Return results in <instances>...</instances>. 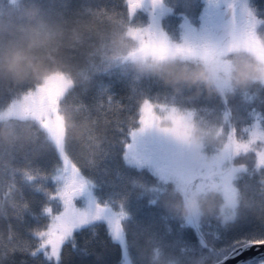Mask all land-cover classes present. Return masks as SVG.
<instances>
[{"label":"clouds","instance_id":"1","mask_svg":"<svg viewBox=\"0 0 264 264\" xmlns=\"http://www.w3.org/2000/svg\"><path fill=\"white\" fill-rule=\"evenodd\" d=\"M197 7L223 13V51H186L176 46L182 42L175 33L173 43L141 48L135 31H168L173 15L195 25ZM234 11L250 17L256 30L264 24L254 0H0V264H49L39 233L52 218L42 209L55 207L48 180L56 173L44 177L37 169L51 154L87 169L92 193L102 185L114 188L105 200L114 211L123 200L125 264H224L230 257L226 250L168 244L139 230L128 208L133 195L198 235L205 225L216 235L251 228L245 239L264 243V162L257 155L264 153V127L249 122L258 113L232 104L236 98L264 104V51L235 43ZM111 77L129 86L130 116L105 82ZM54 83L63 117L59 144L32 112L9 110L11 102ZM90 94L93 104L85 102ZM146 101L154 111L148 127L139 121ZM122 126L135 130L133 139L160 141L176 156L149 161L126 147L132 140L127 132L121 136ZM248 131L259 133L255 141ZM237 141L251 147L237 150ZM128 169L151 180L126 176ZM117 177L124 178L119 188ZM61 183L53 180L55 187Z\"/></svg>","mask_w":264,"mask_h":264},{"label":"snow or ice","instance_id":"2","mask_svg":"<svg viewBox=\"0 0 264 264\" xmlns=\"http://www.w3.org/2000/svg\"><path fill=\"white\" fill-rule=\"evenodd\" d=\"M237 2H240V0H237ZM191 15L195 21V25L192 22L184 21L182 17L173 15L169 17L171 22L168 23V31L161 33L148 30L135 31L134 35L139 39L142 49L165 46L166 44L173 43L170 34L175 33L176 38L182 42L176 46L186 51H223L224 44L220 34L223 13L218 9H205L201 13L200 8L197 7L193 9ZM232 22L234 25H238L239 38L235 42L237 45L243 47L245 50L260 49L264 51V40H261L257 35V30L253 27L254 21L250 17L246 18L242 12L234 11ZM59 89V84L54 83L40 89L35 94L26 95L19 103L15 101L11 102L9 109L10 112L17 108L32 112L41 121L42 125L49 129L57 144L60 142L59 133L63 128V117L57 107ZM119 104L122 114L127 113L130 116L134 111V102L127 96L119 99ZM256 104L257 102L253 101L246 107L247 111L258 113L250 123H257L259 126L264 127V111H258L255 106ZM153 118V105L151 102L146 101L143 114L140 116L139 121L144 127H148L152 123ZM124 132H127L129 139L132 140V143L126 145V147L134 148L139 155L147 158L149 161L174 158L176 156L175 149L167 148L160 141L149 140L144 137L133 139L135 130L122 126V137ZM246 134L251 137V141H255L259 135L256 131H248ZM250 147L251 142H235V148L237 150H247ZM257 155L260 157L261 162H264V153L257 151ZM56 156L58 163L53 171L56 173V176L48 180V184H51L53 188L51 197L56 202L55 207L53 208L50 204L42 209L46 216L51 215L52 217L39 233L43 237L42 248L46 249L42 253L43 257L48 260L49 264H52L53 261L56 264H65L63 248L71 241L72 250L81 257L79 264H89L86 257L91 253L87 249L77 248L74 234L88 229L95 232L98 225H105L110 241L118 245L120 250L117 264H125L127 259V246L125 243V234L122 231L121 217H126L127 212L124 210L123 200L120 201L119 211H114L111 208V203L108 201L101 203L93 195L86 176L82 174L79 166L66 156ZM37 172L44 177L48 175V173L42 171L40 164ZM53 180H60L62 182L60 187H55ZM116 181L119 184L121 182L124 183V178L117 177ZM82 196L86 198V204L84 207H78L75 200ZM137 226L141 231L146 230L138 223ZM242 229L245 231L240 236H234L229 239L228 234L216 235L212 230L205 232L201 228L199 235L196 232L198 235V244L194 246L184 243L180 238L173 240L162 236L160 237L168 244L180 243L191 246L193 249L202 248L205 251L226 250L230 253L229 258H235L252 246L264 245V243L250 244L245 237L249 236L253 230L251 228ZM69 236L70 239H66ZM184 250L187 251L188 249L185 248ZM259 261H264V256L250 260H241L239 264H258ZM224 264H226V260Z\"/></svg>","mask_w":264,"mask_h":264},{"label":"trees","instance_id":"3","mask_svg":"<svg viewBox=\"0 0 264 264\" xmlns=\"http://www.w3.org/2000/svg\"><path fill=\"white\" fill-rule=\"evenodd\" d=\"M254 2L261 10L259 14L264 17V0H254ZM74 6L78 7L79 5L74 4ZM138 17L143 20L147 19V15L145 13H138ZM170 22L171 21L168 20V23ZM257 33L262 38H264V24L257 28ZM105 82L112 85V92L115 94L117 100L128 95L129 86L127 82L116 77L105 78ZM153 91H155V89H153ZM85 102L88 104L95 103L93 95L90 94L86 98ZM232 104L240 108L242 111L247 107V105L242 104L239 98L234 99ZM255 106L257 107L258 111H264V104H259L257 102ZM118 159L119 158L117 157V160ZM57 163L58 158L55 154H51L46 159L39 162V164L42 166V171L45 173H52ZM113 167H115V164H113ZM82 172L85 176L90 175L87 169H82ZM125 175H143L146 179L151 180V177L147 172L137 173L133 169L125 170ZM113 178H115L114 173ZM122 183L123 182L119 184L117 181L116 187H121ZM49 187H52V185L49 184ZM114 190V188L108 185H102L94 189L93 193L98 197L99 201L103 203ZM75 202L78 207H82L85 203V198H79ZM39 207V205L36 206L37 211L39 210ZM116 207V205H113L114 209H116ZM128 208L133 215L134 221L142 225L146 230L155 233L158 236L173 240L180 238L184 243L189 245L194 246L198 244V235L194 229L191 227H181L180 222L177 220L165 219L163 209H161L159 206L148 204L147 199H137L135 195H133L129 198ZM45 223L46 221L42 222L41 227H43ZM203 230L207 232L212 230V227L205 225ZM244 231V229H238L229 233V239L234 236H240ZM74 235L77 248L87 249V251L91 253L86 257L89 261V264H117L120 256V250L118 245L110 241V237L107 234L105 225H98L95 232H93L91 229H88L77 232ZM63 254L65 258V264H79L81 257L72 250L71 241H69V244L65 245L63 248ZM19 258V255H17V260H19Z\"/></svg>","mask_w":264,"mask_h":264},{"label":"water","instance_id":"4","mask_svg":"<svg viewBox=\"0 0 264 264\" xmlns=\"http://www.w3.org/2000/svg\"><path fill=\"white\" fill-rule=\"evenodd\" d=\"M264 256V245L252 246L240 256L235 258H228L226 264H239L241 260H250L252 258H260Z\"/></svg>","mask_w":264,"mask_h":264},{"label":"rangeland","instance_id":"5","mask_svg":"<svg viewBox=\"0 0 264 264\" xmlns=\"http://www.w3.org/2000/svg\"><path fill=\"white\" fill-rule=\"evenodd\" d=\"M82 197H83V196H82ZM82 197H79V198H82ZM79 198H77V199H79ZM84 198H85V197H84ZM77 199H76V200H77ZM76 200H75V201H76ZM75 203H76V202H75ZM85 204H86V198H85V203H84V205H83L82 207H84Z\"/></svg>","mask_w":264,"mask_h":264}]
</instances>
